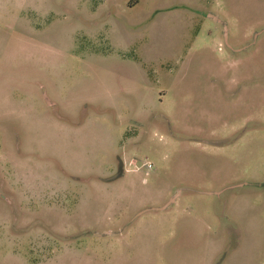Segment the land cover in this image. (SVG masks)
<instances>
[{"label":"rangeland","instance_id":"obj_1","mask_svg":"<svg viewBox=\"0 0 264 264\" xmlns=\"http://www.w3.org/2000/svg\"><path fill=\"white\" fill-rule=\"evenodd\" d=\"M0 264H264V0H0Z\"/></svg>","mask_w":264,"mask_h":264},{"label":"built area","instance_id":"obj_2","mask_svg":"<svg viewBox=\"0 0 264 264\" xmlns=\"http://www.w3.org/2000/svg\"><path fill=\"white\" fill-rule=\"evenodd\" d=\"M144 166L149 170L153 168V164L151 162H145Z\"/></svg>","mask_w":264,"mask_h":264},{"label":"crops","instance_id":"obj_3","mask_svg":"<svg viewBox=\"0 0 264 264\" xmlns=\"http://www.w3.org/2000/svg\"><path fill=\"white\" fill-rule=\"evenodd\" d=\"M166 206H164V208H165Z\"/></svg>","mask_w":264,"mask_h":264}]
</instances>
